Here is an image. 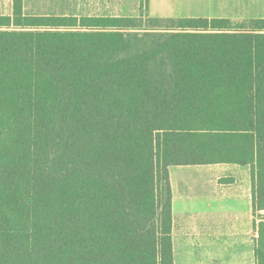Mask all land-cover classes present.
<instances>
[{"label": "trees", "instance_id": "1", "mask_svg": "<svg viewBox=\"0 0 264 264\" xmlns=\"http://www.w3.org/2000/svg\"><path fill=\"white\" fill-rule=\"evenodd\" d=\"M0 16V264H173L170 166L251 170L264 264V19Z\"/></svg>", "mask_w": 264, "mask_h": 264}, {"label": "crops", "instance_id": "2", "mask_svg": "<svg viewBox=\"0 0 264 264\" xmlns=\"http://www.w3.org/2000/svg\"><path fill=\"white\" fill-rule=\"evenodd\" d=\"M168 175L173 264H257L258 220L252 211L250 167L170 166ZM218 249L221 262L215 255Z\"/></svg>", "mask_w": 264, "mask_h": 264}, {"label": "rangeland", "instance_id": "3", "mask_svg": "<svg viewBox=\"0 0 264 264\" xmlns=\"http://www.w3.org/2000/svg\"><path fill=\"white\" fill-rule=\"evenodd\" d=\"M13 0H0V16H11ZM24 16L264 19V0H22ZM259 216L256 220L259 222ZM213 251V250H212ZM216 251V250H215ZM221 250L216 257L221 262Z\"/></svg>", "mask_w": 264, "mask_h": 264}]
</instances>
